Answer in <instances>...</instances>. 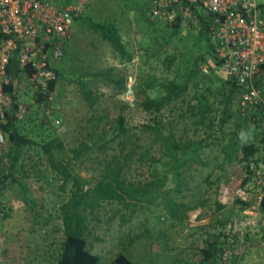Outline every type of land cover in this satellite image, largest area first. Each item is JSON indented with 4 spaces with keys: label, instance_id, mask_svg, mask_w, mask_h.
Listing matches in <instances>:
<instances>
[{
    "label": "rangeland",
    "instance_id": "rangeland-1",
    "mask_svg": "<svg viewBox=\"0 0 264 264\" xmlns=\"http://www.w3.org/2000/svg\"><path fill=\"white\" fill-rule=\"evenodd\" d=\"M148 5L149 0H85L82 12L70 23L69 36L60 41L63 52L57 61L60 62L62 79L55 88L54 103L58 107L62 121L57 125L49 122L48 130L40 129L33 118L34 115L31 113V117L28 110L22 117H29L24 124L25 131L31 129L30 132L36 140H40L46 132L58 133L67 146L75 143L78 140L76 137L83 136L91 122L95 123L93 119L89 121L91 113L106 112L108 117H112L115 112L121 110L132 127L131 130L140 134V141L147 142L139 127L141 122L149 121L151 116V113L142 110L138 104L144 95L143 88L147 94L156 95L162 90L160 82L171 78L176 80L185 78L191 73L195 62H198L200 67L205 64L204 69L200 68L205 75L198 72L196 73L198 78L207 80L208 76L213 84L224 78L221 67L212 59L208 36L192 27L183 25L174 29L160 18L148 17ZM95 22L115 25L121 38L126 42V47L134 52L130 60L121 58L98 36V31L94 27ZM109 66L113 67V72L125 76L130 92L124 91L113 96L111 95L113 85L105 79H98L99 76L94 77L91 82L99 92V97L96 104L88 108L77 94L75 81L69 76L76 78L83 71L104 69ZM53 67L55 70L56 67L54 65ZM83 76L92 78L91 74ZM14 78L17 84L14 92L16 100L29 105L32 93L24 76L18 73ZM148 81H151L150 86L145 85ZM59 87L63 92L58 94ZM192 91L190 86L184 101H177L173 108L165 107L161 110L159 118L164 125L161 126L163 132L169 127L168 123L174 133H182L184 137L194 138L202 135L201 130L193 132L190 117L186 114L183 116L177 114L186 107V101L194 102L190 97ZM123 100L126 103L120 107ZM231 105L232 108L238 106V94L232 97ZM37 116H41L40 112ZM218 117L219 112L216 114V118ZM98 123H102L101 120ZM210 129L218 136L217 140L220 142H225L232 131L237 135L239 142H246L257 138L261 127L258 123L252 122L248 115L236 114L222 123L220 129L216 123ZM241 133L244 135L241 136ZM5 147L6 141L0 145V156H5ZM22 151L21 157L25 163L35 162L34 171L29 173L28 177H24L17 174L15 169L14 176L18 179L15 178L14 182L8 178L3 187L1 186L0 199L7 204L10 213L5 219H0V264H32L44 259H53L57 250L55 245L62 234L58 207L61 200H65L69 195L70 179L64 181L63 188L59 187L61 175L48 169L39 146L24 147ZM151 153L158 156V161L151 162L150 165L143 163L138 170L134 169V163L131 164L128 170L129 177L144 181L149 178L148 170L153 165H156L158 174L163 172L166 166L160 161H163L165 156L160 154L153 143ZM66 154L67 151H64L61 156L66 157ZM255 155L264 156L263 142L258 143ZM199 158L205 162H200ZM199 158L194 157L183 174L190 187L199 182V177L206 176L204 182L200 181V188H207V191H204L206 197L204 204L188 209L185 219L175 221H169L167 215L166 217L159 215L157 208L148 209L146 214L149 213V221L157 222L161 230L154 233L155 237L151 239L153 243L146 244L144 238L143 241H133L126 249L128 257L140 264H264V247L260 243L264 240V220H261L257 209L249 210L248 205L239 209L238 202L234 200L235 190L244 175L242 163L237 160L222 161V152L216 143L201 148ZM4 162L6 164L9 161ZM85 163L89 168L84 167ZM93 166L96 167L89 161L82 164L75 162L71 172L80 174L90 182L97 174L90 169ZM43 167L46 171L42 170ZM2 169L3 173L8 170L6 167ZM41 171L49 175L48 183L45 178H41ZM171 175V172L167 173L165 186H172ZM16 182L20 185L18 186ZM56 193L59 196H55ZM40 200L41 212L47 216L46 227H34L32 218L26 220V216L23 217L27 208H33L34 213L40 211L38 207ZM215 200L225 204L218 213L214 210ZM112 206L113 204H105L106 209L104 211L102 209L96 218L89 211L87 214L90 232L101 238L94 240L91 248V251L96 253V264H108L107 257L116 249V235L122 236L123 231L127 227H134L137 219L141 217L140 214L137 217L133 216L126 225L119 226L117 215L112 216L109 221L104 220ZM213 220L215 225H208ZM220 222H223L220 228L226 240L223 253L217 252L220 255L215 254L208 259L198 260L197 256L205 243L203 238L206 232L216 229ZM165 238L168 245H164ZM163 254L169 255L165 257Z\"/></svg>",
    "mask_w": 264,
    "mask_h": 264
},
{
    "label": "trees",
    "instance_id": "trees-1",
    "mask_svg": "<svg viewBox=\"0 0 264 264\" xmlns=\"http://www.w3.org/2000/svg\"><path fill=\"white\" fill-rule=\"evenodd\" d=\"M79 15H74V17L76 18ZM168 25L174 29L179 28L176 23ZM94 27L98 31V36L105 40L121 58L127 61L132 58L133 50L126 47V42L123 41L114 24L95 22ZM211 55L212 58L215 57L213 51ZM215 64H218V62H215ZM112 68V66H109L92 71V78L83 76L87 73L86 71L78 74L76 78H73L72 75L69 76L70 79L75 81L77 94L88 108L93 107L99 97V92L92 86L91 81L94 77L99 76L98 79H105L111 83L113 85L111 95L113 96L124 93L128 87L125 76L113 72ZM200 68V64L195 62L191 68V73L186 75L185 78L181 80L171 78L160 82L159 85L162 90L156 95L147 94L143 88L144 95L139 99L138 104L142 110L151 113V116L149 121L141 122L139 127L147 142L140 141V134L131 130L132 127L128 124L121 110L115 112L112 117H108L106 112L91 113L89 121L91 122L93 119L95 123L91 122L89 129L84 131L83 136L76 137L75 139L78 140L67 146L64 144L61 135L54 132L49 134H46L48 133L46 132L40 137V140H36L30 132L31 129L24 130L25 121H28L29 117L17 119L12 114L6 115V121L0 124V128L5 132L6 141L5 156H0V190L8 178L14 182L15 178L18 179L14 176L15 172L12 168L17 170V174L24 177H28L29 173H33L35 162L27 161L25 163L24 158L21 157L22 149L32 145L39 146L44 154L48 169L61 175L60 188H63L66 179H70L69 195L65 200H61L58 207L62 234L57 244L55 243L57 250L54 252V257L50 260L44 259L32 264H96V253H93L91 248L94 240H100L101 238L96 234L92 235L90 232L87 214L89 211L96 218L102 209L103 211L106 209L105 204H113V206L109 210L108 216H104V220L109 221L112 216L117 215L119 226L126 225L131 217L141 215L134 227H127L122 236L120 234L116 235V249L107 257L108 264H140L128 257L126 249L133 241H143V238L146 239L144 240L146 244L151 243V239L155 237L154 233L161 230L157 222L152 223L149 221V213L146 214L148 209L155 210L157 208L160 212L159 215H163V217L167 215L169 221H175L185 219L188 209L201 206L206 201L204 191H207V188H200V184L205 181L206 176L199 177V182L190 187L186 183L187 180L183 174L184 169L189 167L194 157H200L201 148L216 143L218 149L222 152V161L237 160L242 163L244 170L247 172L250 171L248 166L250 160L260 159L264 162V156L255 155L258 150V143H264V123L258 118L252 120L261 127L256 135L257 138L239 142L237 135L232 131L229 132L228 139L225 142L217 140L218 136L210 129L214 123L220 129L222 123L229 120L233 115H243L239 106L232 108L231 105L232 97L238 94L237 87L225 77L220 78L217 84H213L208 76H206L207 80L202 79V77L198 78L196 75L198 72L203 76L205 75ZM261 68L263 69V64H260ZM60 79H62L60 71H56V76L49 82V86H55L54 88H56V84L59 86ZM145 85L150 86L151 81L145 82ZM190 86L193 89L190 97L194 99V102L186 101V107L177 114L179 116L186 114L190 117L193 132L201 130L202 135L194 138L184 137L182 133H174L168 123L167 126L169 127L163 132L161 126L164 125L159 118L161 110L165 107L173 108L177 101H184ZM5 89L10 92L12 85H6ZM12 97L14 101H17L15 93ZM29 99L31 100L28 105L29 115L31 117L32 114L34 115L33 118H35L40 129L48 130L49 122H52L51 119L47 118L35 105L32 95ZM125 103L126 101L123 100L120 107ZM39 112L40 117L37 116ZM217 112H219L218 118H216ZM100 120L102 123L99 124ZM52 124L57 125L53 122ZM152 143L159 149L160 154L165 156V159L160 162L166 168L158 174L156 165L151 166L148 170L149 178L144 181L129 177L128 170L131 168V164L134 163V169L138 170L143 163L150 165L151 162L156 163L158 161V156L156 157L151 153ZM66 150H68L67 156H61ZM7 160L12 168L9 167L8 163L4 164V161ZM199 160L205 162L201 158ZM84 161L93 162L96 165V167H90L91 170L97 172L90 179V182H87V179L80 174L71 172L75 162L82 164ZM5 167L8 170L3 173L2 168ZM45 167L42 170L46 171ZM84 167L89 168L86 163ZM168 172L172 173V186H165ZM48 176L47 172L41 171V178H45L47 183L50 181ZM246 177L244 175L242 180ZM16 183L18 186L20 185L18 182ZM206 186L208 185L206 184ZM190 188L193 190H190ZM55 196H59V194L56 193ZM234 200L238 202L239 209H243L251 202V199L245 200L237 196ZM214 203V210L217 213L225 207V204L219 201L215 200ZM40 204L41 200L38 206L40 211L34 213L35 210L30 207L26 209V213L23 215V217L26 216V220L33 219L34 227H46L47 216L41 212ZM256 209L261 215V220H264V195L259 200ZM9 213L10 209L7 206L5 212L0 215V219H5ZM214 221L209 222L208 225H215L213 224ZM222 223H218L216 229L206 232L203 238L205 243L200 248L197 256L198 260L213 257L218 254L217 252L223 253L226 240L224 232L220 228ZM123 236L125 237L122 238ZM260 243L264 247V240ZM164 245H168L166 238L164 239ZM111 249L112 247L109 251ZM168 255L163 254L165 257H168Z\"/></svg>",
    "mask_w": 264,
    "mask_h": 264
},
{
    "label": "built area",
    "instance_id": "built-area-1",
    "mask_svg": "<svg viewBox=\"0 0 264 264\" xmlns=\"http://www.w3.org/2000/svg\"><path fill=\"white\" fill-rule=\"evenodd\" d=\"M84 6L85 0H0V124L7 114L19 119L28 111L26 103L12 97L18 73L39 110L53 123L60 122L55 88L49 86L56 76L53 61L62 55L60 41L69 36L72 17ZM148 14L208 36L214 63L237 87L242 113L264 123V69H260L264 65V0H149ZM9 84L10 92L5 89ZM4 141L0 128V145ZM248 166L250 171L244 170L247 177L235 196L251 199L250 210L257 208L264 195V162L250 160ZM6 209L0 199V215Z\"/></svg>",
    "mask_w": 264,
    "mask_h": 264
},
{
    "label": "crops",
    "instance_id": "crops-1",
    "mask_svg": "<svg viewBox=\"0 0 264 264\" xmlns=\"http://www.w3.org/2000/svg\"><path fill=\"white\" fill-rule=\"evenodd\" d=\"M148 17H149V16H148ZM74 18H75V17L73 16L72 19H71V22H72V20H73ZM53 65L56 67L55 70L60 71V62L57 61V59H55V60L53 61ZM88 65H90V63H89ZM263 69H264V65H263ZM97 70H98V69H97ZM92 71H95V70L86 71V72H87L86 74H91ZM261 73L264 74V70H262ZM16 85H17V84H16ZM56 87H57V84H56ZM97 88H98V87H97ZM57 89H58L59 92L62 91V90H61V87H59V88H57ZM95 89H96V88H95ZM66 151H68V150H66ZM70 152L73 153L72 151H70ZM8 164L10 165L9 167L12 168L10 162H8ZM12 170H13V172H15V171H14V168H12ZM20 178L22 179V177H20ZM21 179H20V180H21Z\"/></svg>",
    "mask_w": 264,
    "mask_h": 264
},
{
    "label": "clouds",
    "instance_id": "clouds-1",
    "mask_svg": "<svg viewBox=\"0 0 264 264\" xmlns=\"http://www.w3.org/2000/svg\"><path fill=\"white\" fill-rule=\"evenodd\" d=\"M244 134L243 133H241V136H243Z\"/></svg>",
    "mask_w": 264,
    "mask_h": 264
}]
</instances>
